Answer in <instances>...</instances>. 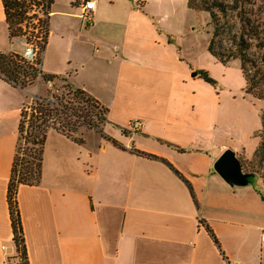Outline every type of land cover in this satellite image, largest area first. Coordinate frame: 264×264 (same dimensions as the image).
I'll use <instances>...</instances> for the list:
<instances>
[{"label": "crops", "instance_id": "0c3cea01", "mask_svg": "<svg viewBox=\"0 0 264 264\" xmlns=\"http://www.w3.org/2000/svg\"><path fill=\"white\" fill-rule=\"evenodd\" d=\"M86 1L55 0L42 71L106 124L94 144L49 132L40 184L18 191L29 264H264V182L232 189L214 170L223 98L176 38L182 0H97L90 27ZM13 50L0 0V52ZM26 99L0 77V264H20L8 188Z\"/></svg>", "mask_w": 264, "mask_h": 264}, {"label": "trees", "instance_id": "16d2710c", "mask_svg": "<svg viewBox=\"0 0 264 264\" xmlns=\"http://www.w3.org/2000/svg\"><path fill=\"white\" fill-rule=\"evenodd\" d=\"M1 1L11 42L24 37L29 41L34 37L43 36L40 47L41 57L38 59V63L42 64V54L49 36L51 8L55 0ZM260 1L264 3V0ZM187 6L190 10L209 14L213 29L208 46L209 53L224 65L232 60H239L247 85V93L257 96L264 102V15L256 12L251 0H188ZM261 13H264V9ZM37 69L24 61L19 54L0 52V77L21 90H25L30 80H35L39 74H43V81L47 83H53L58 78H65L44 74L42 70ZM199 76L206 83L216 85V81L208 72L200 71ZM75 96L87 104V108L77 111L84 113L88 109L86 113V117H89L88 123L92 128H99L98 132L102 134L100 124L106 123L108 109L79 88L75 89ZM37 103L43 105L41 101ZM77 111L65 118L66 124H73L74 118L77 123L79 122L80 114ZM52 118L53 111L48 107L34 108L25 105L22 110L18 146L8 188L13 244L16 247L17 258L22 259L21 264H29V257L18 202L19 188L24 185L40 184L44 148L52 128L69 137L79 132L80 126L77 123L67 130L64 126L57 127L51 122ZM96 118L99 124L94 122ZM259 138V145L249 165V173L259 176L264 182V111Z\"/></svg>", "mask_w": 264, "mask_h": 264}, {"label": "rangeland", "instance_id": "374dc122", "mask_svg": "<svg viewBox=\"0 0 264 264\" xmlns=\"http://www.w3.org/2000/svg\"><path fill=\"white\" fill-rule=\"evenodd\" d=\"M251 2L254 4L256 12L264 15L261 13L264 9V3L260 0H251ZM178 6L182 7L181 12L189 18V26L188 31L179 34L180 37H175L181 38L182 43L189 50L193 49L191 57L195 61H200L201 67L211 69L212 73L208 72L209 75L217 80V85H214L215 92L223 98L219 116L217 148L219 151L227 149L236 151L243 163L245 172L249 173L250 162L260 142L259 134L262 128L264 102L257 96L247 93V85L239 60H232L224 65L207 51L213 30L209 14L190 10L184 0ZM85 22H87L86 27L91 26L92 21L86 20ZM171 37L172 40L175 39H173L174 35ZM28 38L30 39L29 35ZM42 38L43 36L40 35V37H34L29 41L25 37L16 39L12 42L14 50L11 52L21 55L26 47H33L39 50V59L41 57ZM32 66L36 68L34 64ZM75 89L68 77L58 78L53 83H47L43 81V74H39L35 80H30L24 90L27 96L26 105L34 108L48 107L53 111L51 122L57 127L64 126L70 130L77 123L76 118L72 120L73 124L70 125L65 123V118L79 109L87 108L86 102L80 101L75 96ZM37 101H41L43 105ZM87 111L88 109L84 113L77 111L80 114L77 123L80 127L79 132L74 133V136L83 138L90 133L87 137L88 144H94L96 141H100L96 134V132L99 133V128H92L88 123ZM96 111L98 112L99 108ZM94 122L99 124L97 118L94 119ZM104 124L106 123L100 124L102 130ZM253 182L260 183L262 179L258 176ZM21 262L22 259L20 258V264Z\"/></svg>", "mask_w": 264, "mask_h": 264}, {"label": "water", "instance_id": "95a60500", "mask_svg": "<svg viewBox=\"0 0 264 264\" xmlns=\"http://www.w3.org/2000/svg\"><path fill=\"white\" fill-rule=\"evenodd\" d=\"M215 172L232 189H243L252 185L255 174L245 172L243 163L236 151L225 150L214 164Z\"/></svg>", "mask_w": 264, "mask_h": 264}, {"label": "built area", "instance_id": "2783aa9c", "mask_svg": "<svg viewBox=\"0 0 264 264\" xmlns=\"http://www.w3.org/2000/svg\"><path fill=\"white\" fill-rule=\"evenodd\" d=\"M97 10V0H88L86 1L85 5L83 6V16L86 20L92 21L93 14ZM38 55L39 50L33 47H26L25 51L20 55L22 56L23 60L29 64H34L36 68L42 70V64L38 63ZM145 124L141 120H133L130 125V131L134 133L142 132L144 129ZM264 238V234H263ZM15 252L17 255L16 247L14 245Z\"/></svg>", "mask_w": 264, "mask_h": 264}]
</instances>
